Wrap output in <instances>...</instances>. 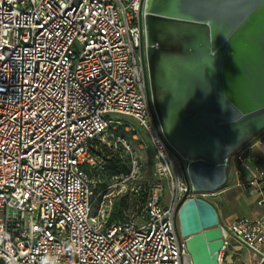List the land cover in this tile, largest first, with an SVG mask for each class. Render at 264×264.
<instances>
[{
	"label": "built area",
	"instance_id": "1",
	"mask_svg": "<svg viewBox=\"0 0 264 264\" xmlns=\"http://www.w3.org/2000/svg\"><path fill=\"white\" fill-rule=\"evenodd\" d=\"M144 5L0 0V264H192L178 206L184 195L211 199L216 192L187 189L152 107ZM114 115L136 121L156 158L160 180L132 188L137 224L92 216L97 197L88 169L103 163L93 143L110 147L113 138L127 154L118 165L139 167L121 135L139 138L137 126ZM109 128L113 135L105 139ZM263 140L227 160L228 185L256 209L221 217L220 263L240 244L251 264H264V161L253 151Z\"/></svg>",
	"mask_w": 264,
	"mask_h": 264
},
{
	"label": "water",
	"instance_id": "2",
	"mask_svg": "<svg viewBox=\"0 0 264 264\" xmlns=\"http://www.w3.org/2000/svg\"><path fill=\"white\" fill-rule=\"evenodd\" d=\"M144 7L152 107L187 189L216 192L233 179L227 160L264 132V0ZM177 220L192 264H224L213 201L184 195Z\"/></svg>",
	"mask_w": 264,
	"mask_h": 264
},
{
	"label": "rangeland",
	"instance_id": "3",
	"mask_svg": "<svg viewBox=\"0 0 264 264\" xmlns=\"http://www.w3.org/2000/svg\"><path fill=\"white\" fill-rule=\"evenodd\" d=\"M113 117L131 121L137 126L139 138L135 139L133 136L136 133L129 131H122L121 135L130 145L133 155L137 157L139 167L136 172H132L127 166L128 162L118 165L120 156L122 155L127 159V154L122 151L120 146H114V139L111 138L113 135L112 128H109L103 136L105 139L111 138L109 140L110 147L103 146L101 141L93 143L92 148L94 152L103 156V163H96L93 168L88 169L95 197H97L92 216L106 223L116 221L137 224L141 222V217L136 207L138 196L135 195L132 188L137 185H141V188H148L160 180L156 173V158L148 134L142 132L136 121L123 115H114ZM263 135L264 132L257 139ZM122 179H126V183H122ZM167 196L168 190L164 193V200ZM210 200L217 205L220 217L225 220H230L239 214L254 213L252 212L253 208H251L253 207V199L244 196L242 192L230 185L216 191ZM103 210H105L104 215L102 214ZM232 248L236 254L224 255V264H251L250 254L244 246L233 244Z\"/></svg>",
	"mask_w": 264,
	"mask_h": 264
},
{
	"label": "crops",
	"instance_id": "4",
	"mask_svg": "<svg viewBox=\"0 0 264 264\" xmlns=\"http://www.w3.org/2000/svg\"><path fill=\"white\" fill-rule=\"evenodd\" d=\"M263 137H264V135H263ZM258 149L260 150L259 152L257 151ZM253 151H254L255 154L261 156V158H262L263 161H264V141H262L261 144L256 143V144L254 145V147H253ZM262 155H263V156H262ZM242 194H243L244 196L246 195V194H244V193H242ZM246 197H250V196L246 195ZM252 205H253V207H251V208H253V209L255 210L256 207H254V204H252ZM253 209H252V212H254Z\"/></svg>",
	"mask_w": 264,
	"mask_h": 264
}]
</instances>
